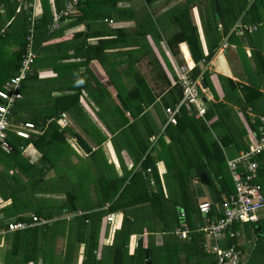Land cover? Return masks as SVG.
I'll return each mask as SVG.
<instances>
[{
    "label": "crops",
    "instance_id": "obj_1",
    "mask_svg": "<svg viewBox=\"0 0 264 264\" xmlns=\"http://www.w3.org/2000/svg\"><path fill=\"white\" fill-rule=\"evenodd\" d=\"M186 1L150 0V4L145 5L142 0H120L117 8L128 11L124 21L109 19L101 23L92 20L88 25L84 21L74 24L79 14L80 0H47L53 17L48 26L51 33V39L47 43L48 57L46 62L37 66L36 80L25 82L23 89L21 88L22 98L11 111L14 122H32V118L53 112L54 98L77 93L71 89L81 90L78 108L62 113L70 122L67 143L74 153L66 150L57 159L51 155L53 165L45 164L46 178H51L52 183L56 178L63 177L64 184L57 189L53 187L51 194L38 195L49 204L51 200V210L54 212L61 207L67 208L65 194L69 190L89 195L90 200L86 204L91 208L101 199V193L105 192L106 181L124 176L129 181L133 174L140 171L141 162L146 156L155 166V177L151 176V170L145 172L150 179L143 187L148 186L146 191L149 195L150 188H153V193H158L161 198H156L155 203L118 209L107 214L98 224L96 254L101 264H120L113 256V242L125 221L132 233L127 246L128 253H133L138 241H141L157 252L155 254L158 255L156 258L160 260V264H167L172 259L167 253H176L175 256L181 264H213L215 256L210 249V238L200 230L205 220L197 211L190 212V209L203 202H218L216 193L221 189L217 183V164L221 159L226 162L238 157L244 151L243 145H254L259 129L264 126V26L241 25L240 17L229 29L228 35L222 37L214 53L208 55L209 46L213 47L215 41L213 37H205V34L213 32L209 30L208 19L215 0H190V17L197 29L203 54L207 58L206 61L195 64L186 43L191 58V64H187L181 53V44L171 47L168 43L173 35L181 31L178 25L180 21H176L177 15H170V12L186 5ZM218 1L224 10L230 5V0ZM247 1L249 4L253 3V0ZM41 2L32 0L31 3L29 20H33L34 30L42 15ZM23 4L24 0H1L0 34L11 26ZM69 5L70 13L64 17L62 13ZM148 11L153 12L159 21L154 16L149 17ZM260 12L264 13L263 10ZM179 13L182 14L183 11ZM9 15H12L11 20L7 19ZM224 17L230 18L227 14ZM109 21H113L112 24ZM154 21L158 22L155 24ZM30 24L32 23L29 22L27 30L30 29ZM237 26L243 30L236 31ZM116 29H122L124 34L107 33ZM217 29L219 32L221 26ZM76 33L81 34L74 38ZM223 43L226 44L225 49H222ZM17 49L18 42L15 40L4 44L1 47V63L8 61L10 54ZM87 66L89 71L86 70ZM195 67L200 69L198 77L202 90L201 99L196 101L197 107L191 105L189 110L183 107L179 118L186 113L196 126L177 128L176 124L164 128L167 122L165 109L173 108L181 100L178 99V73ZM204 74L207 83L202 81ZM138 76L144 80L149 90L143 94L144 101L140 106L143 112L134 117L133 114L140 107L131 101L128 108L124 105L125 113L121 115L122 111L114 99L119 101L121 96L126 97L129 92L134 91ZM247 87L254 90L246 99ZM151 99L153 102L149 104ZM69 100L67 98V102ZM198 106L203 110V115H199ZM75 139H79L89 149V154L78 148ZM20 151L30 164H41V154L31 144L26 142ZM93 153L95 154L92 155ZM203 161L205 172L200 173L190 168L193 163L197 168L204 169ZM185 170L190 173V180L186 181L187 188L180 182L185 176ZM7 171L5 169L4 172ZM7 173H11L10 170ZM71 181L75 183L73 188ZM52 185H56L55 182L51 187ZM135 192L145 193L140 189ZM140 198L142 201L143 197ZM83 200V197L78 196L76 212L63 213L60 218L51 220L52 224L46 234H38L31 247L23 245L21 253H35V262L31 260L27 264L82 263L84 243L80 240L84 238V229L77 230L79 224L75 218L84 214L81 209ZM127 202L125 200L122 203ZM10 204L11 200L3 201L0 198V230L5 228L2 226L7 221L1 210ZM109 205L106 203L105 208ZM181 205H186L188 210ZM213 207L211 220L217 217L215 209L218 206L214 204ZM160 210L164 211L166 219L160 216ZM260 213V219H264ZM170 216H176L178 222L174 224L171 219L167 222ZM239 225L245 224L238 223L235 229L232 227V231L237 233V246L242 247L241 251L244 257L247 255L248 260L253 246L248 247L245 244L248 238ZM14 233L5 234L0 240V264H11L14 260L5 254L11 253ZM31 234L32 232L29 237ZM242 237L244 240L241 241ZM18 238L21 239L22 235ZM228 242L229 234L226 232L225 237L218 240L217 244L220 248H227ZM65 253L67 259L64 258ZM70 255L71 261L68 257ZM15 260L21 264L20 256ZM123 264L133 263L128 260Z\"/></svg>",
    "mask_w": 264,
    "mask_h": 264
},
{
    "label": "trees",
    "instance_id": "obj_2",
    "mask_svg": "<svg viewBox=\"0 0 264 264\" xmlns=\"http://www.w3.org/2000/svg\"><path fill=\"white\" fill-rule=\"evenodd\" d=\"M41 1L42 15L40 18H38L34 30V51L37 55V58L35 60V63L33 64L31 73L28 74L26 80L22 83V89L26 81H30L33 79L36 80L37 66H40L41 62H46L48 57L47 50L49 51V48L47 46V43L51 39V33L49 32L48 26L51 24L53 17L47 0ZM119 1L120 0H80L78 6L79 14L75 19L74 24L84 21L88 25H90L89 22H93L92 20H94V22L101 23L104 22V20L106 21L109 19L115 21H124L125 18H127L128 11L125 9L117 8L116 5ZM188 1L190 2V0H187L186 5L182 6L183 13H178L179 15H177L176 17L177 23L180 21L178 25L180 26L181 31L178 34L173 35L168 40V43L171 45V47L173 45L178 46L181 43H187L194 63L198 64L201 61H206L207 56L203 54L197 29L195 28L190 17L189 12L192 8V5L188 4ZM142 2L145 5L150 4V0H142ZM31 3L32 0H24L25 5H22L17 15L12 20L11 26L7 28L3 34H0V89L4 88L5 83L17 73L21 55L24 52V46L26 44V38L28 35L27 27L29 26L28 21L31 11ZM229 3L230 5L228 6V8L224 10L221 8V3L218 0H215L213 2L214 6H212L211 8V16L208 19L209 30H213V32H206L205 37H213L215 42L213 47L209 46L210 48L208 55L214 53V51L219 46L222 37L228 35L229 29H231V27L236 24L240 17L242 18L243 25L250 24L255 26H264V13L260 12L261 10H263L264 12V0H255L252 4H249L247 0H243L242 3L239 0H230ZM226 14L229 15V19L224 17V15ZM11 18L12 15H9L7 17L8 20H11ZM18 25L21 26V32ZM219 25L221 26V29L219 32H217V27ZM108 32L109 34L115 32H117L118 34H124V31L122 29H116V31L110 30L107 31V33ZM78 34L81 33H76L74 35V38L79 36ZM14 40L18 42V49L13 51L10 54V59L2 64L1 47L4 46V44L10 43V41ZM99 43H104V41H99ZM89 60L90 59H88V62ZM86 70L89 71L88 66L86 67ZM198 76H200V69H198V67H195L190 72V78L191 80H195ZM136 80V88L134 91L129 92L126 97L121 96L120 102L117 98L114 99L117 101L120 110L122 111L120 112L121 115L125 113L123 108L124 105L128 108L129 102L131 101H133L140 107L144 101V92L149 91L146 83L142 78L138 76ZM202 81L204 83H207L206 74L203 75ZM71 90L77 93L53 99L52 113L43 117L37 116L31 119L35 127L38 130H41L43 133L41 135L34 136L31 140H28L26 142L28 144H31L41 154V164H30L25 160V158L22 157L20 149L23 146V141L20 138L16 137L12 132H7V141L11 147V150L7 151L8 153H6L5 151L0 149V198L3 201L11 200V204L1 210L2 214L7 219L2 227H6L8 222L22 221L31 223V217L33 216L36 218H40V220L46 222L44 224L36 225L26 231L16 232L13 235L11 234L13 237V244L10 251L11 253H5L9 258H14L11 264H19L18 261L15 260V258H17L18 256H20L21 264H27L31 262V260L35 262L33 258V255L35 253H21L23 245L25 244L26 247L29 248L34 243V239L38 236V234L41 233L42 235H45L46 231H48V227H50V225L52 224L51 220H53L54 218H60L63 213L76 212L78 209V205L76 202V200H78V196H81L84 199L81 208L84 214L75 218L79 224L77 225V230L79 231V228L84 229V238L80 240V242L84 243V252L82 253L81 264H101V260L97 259L96 254V250L98 248V224L101 222V220L107 217V214L117 211L118 209H125L127 207L132 208L144 204L155 203L156 198H161L158 193H153V188H150L151 190L149 195V193L146 191L148 189V186L143 187V184L147 185L146 181L150 179V176H146L145 172L151 170L152 177H155L154 175L156 174L155 166L153 165V163H151L149 157L147 156L141 162L140 171L133 174L129 181H127V177L125 176L119 179L115 178V181H106L104 183V189L106 187L105 192L101 193V199L98 200L91 208H89V205L86 204V201L90 200L89 195H83L81 193L78 194L71 190H69L65 194V200L68 204L67 208L61 207L57 212L51 210V204H49L47 200H42L40 197H36V194H51V189L53 187L57 189L64 184L63 177L59 179L56 178L54 180L56 185H52L51 187V184L54 182L51 183V178H46L47 168H45V164L48 163L49 166L53 165L51 161V155H53L52 157L54 159H57L59 156L61 157V155H63L62 153L66 150L72 151L74 153L72 148L67 143V130H69V127L65 130H60L57 122L59 116H61L63 112L75 107L78 108L79 93L81 90ZM253 90L254 89H251L249 87L245 89L246 99L248 98V94ZM258 93L259 92H257V94ZM182 96L183 93L180 89L178 93V99H181ZM259 96H261L260 93ZM67 98L70 99L69 102H67ZM149 102V104H152L153 100L151 99ZM249 104L251 103L249 102ZM142 112L143 108L140 107L137 113L133 114V116L138 117ZM125 121L128 122V119H125ZM188 125L196 126V123L192 122L190 117L186 113L184 117H178L177 128H181L182 126L186 127ZM75 136L77 135L75 134ZM103 140L105 139L103 138ZM172 141L174 142L175 139H173ZM243 149L244 151H246L248 150V147L243 145L242 150ZM94 154L95 153H93L92 155ZM255 160L258 162L257 179L255 183L259 184L262 187V193L264 195V152L257 156ZM203 165L202 166L204 167V169H200L192 163L190 168H194L198 172L203 173L206 171L204 161ZM2 169L4 171L5 169L6 171L10 170L11 173H7L8 171L4 172ZM216 170V176L218 175L217 183L219 184L221 190L216 193V200L218 202H213V205L215 204L218 206V204H220L222 201V195L233 193L235 189L226 162H224L223 159H221V162L217 164ZM183 172V176H185L182 177L180 182L181 185H184L187 188L188 183L186 181L187 179L190 180V173L189 170H185ZM74 184L75 183L73 181L70 182L72 188ZM77 186L80 185L77 184ZM138 189L142 190V192L145 191V193L139 194L135 192ZM26 190H29V193H24ZM140 197H143L142 201ZM125 200H128V202L123 204L122 202ZM31 203L34 206L30 207ZM106 203L110 204L107 208H105ZM184 206L188 210V207L186 205ZM198 206L199 204L196 205V207L192 206L190 212L197 211L198 213ZM183 210L186 212L185 209ZM163 212V210H160V216L163 219H166ZM168 219H171L172 223L174 224L178 222V218L176 216H170L169 218H167V222ZM237 225L238 223H234V225L232 226L233 229H235ZM256 226L259 227L258 231H256ZM142 229H144L143 225ZM251 229L255 235V243L253 244L251 255L248 257L247 264H264V219H259L256 224H252ZM30 232H32V234L29 237ZM20 235H22L21 239L18 238ZM131 235L132 233L131 231H129L128 225L125 221L123 223V226L121 227V230L116 233V237L113 242V247H115V253H113L114 259L116 261H119L120 264H123L128 260L133 264H144L146 262H150V264H160V260L156 258L158 257V255L155 254L157 252H154L155 250L151 246H148V244L144 245L141 241H138L137 247L135 248L133 253H128L127 246ZM233 245L237 246V239L235 237H229V242L226 247L229 248ZM238 248L242 250V247ZM0 251H2V249H0ZM167 255L169 256V258H172L167 264H179L177 256H175L176 253H167ZM68 257H70L71 261L72 256L70 255ZM64 258L67 259L66 253L64 255ZM188 259L189 257H187V260ZM213 264H215V262Z\"/></svg>",
    "mask_w": 264,
    "mask_h": 264
},
{
    "label": "built area",
    "instance_id": "obj_3",
    "mask_svg": "<svg viewBox=\"0 0 264 264\" xmlns=\"http://www.w3.org/2000/svg\"><path fill=\"white\" fill-rule=\"evenodd\" d=\"M70 10L71 6L69 5L62 15L67 17ZM29 22L32 24H30L28 30L17 73L5 83L4 88L0 89V149L3 151L11 150L7 141V132L14 133L16 137L23 141L31 140L34 136L42 134V131L38 130L34 123L30 121L14 122L11 116V111L16 102L22 98V83L31 73L37 58L34 51V22L33 20H29ZM109 23L112 24V21H109ZM54 25H52V28H54ZM225 48L226 44L223 43L222 49ZM192 69L188 68V70L178 73L177 85L182 90L183 96L173 108L165 109L167 122L164 128L169 125H176L183 107L188 110L191 105L197 107L196 101L201 99L200 78L191 80L190 72ZM200 108L198 106V113L203 115V110ZM58 124L60 130H64L70 125L65 114L61 115ZM262 152H264V126L259 129V136L254 145H250L248 150L241 152L238 157L226 161L235 190L233 193L224 195L221 203L218 204V208L215 209L217 213L215 220L210 219V214L214 209L211 202H203L198 206V214L205 220V224L200 230L210 238V249L215 256V264H247V259L237 246L220 248L217 242L225 237L226 232L229 237L237 236V233L232 231L234 223L256 224L260 219L259 213L264 210V196L261 193L260 185L255 183L258 169V162L255 158ZM31 218V223L8 222L7 226L0 230V240L5 234L28 230L36 225L46 223L40 218L34 216ZM108 220H110V217H108Z\"/></svg>",
    "mask_w": 264,
    "mask_h": 264
},
{
    "label": "rangeland",
    "instance_id": "obj_4",
    "mask_svg": "<svg viewBox=\"0 0 264 264\" xmlns=\"http://www.w3.org/2000/svg\"><path fill=\"white\" fill-rule=\"evenodd\" d=\"M214 2V1H213ZM212 6H214V4L212 3V5H211V7ZM227 8H228V5L226 6ZM182 11V6L180 7V8H178V9H174V10H172L169 14L170 15H178V13L179 12H181ZM166 16H167V14H165ZM148 16L149 17H153L154 16V13L153 12H150V11H148ZM155 17V16H154ZM155 19H157L158 21H159V19L157 18V17H155ZM158 21H156V22H158ZM156 22L154 21V23L156 24ZM160 22H161V20H160ZM241 25H243V24H241ZM235 30L236 31H241V30H243L240 26H237L236 28H235ZM251 30V29H250ZM220 59V61L221 62H223V60L221 59V58H219ZM220 67V66H219ZM222 69H224V66H223V68ZM224 71V70H223ZM89 166H91V164H89ZM24 193H29V190H26ZM38 195H40V194H36V197H38ZM50 204H51V200H50ZM32 206H34L32 203H31V206L30 207H32ZM260 216H264V211H262L261 213H260ZM251 227H252V225L251 224H247V225H239V228L242 230V231H244V235L248 238V239H246L245 240V244L247 243L248 244V247H252L253 246V244L255 243V235H254V233H253V231H252V229H251ZM242 240H244V237H242L241 238V241ZM223 248V247H222ZM245 258H247V255H246V257ZM178 262H179V264H181L180 263V260H178Z\"/></svg>",
    "mask_w": 264,
    "mask_h": 264
},
{
    "label": "water",
    "instance_id": "obj_5",
    "mask_svg": "<svg viewBox=\"0 0 264 264\" xmlns=\"http://www.w3.org/2000/svg\"><path fill=\"white\" fill-rule=\"evenodd\" d=\"M180 49H181V53H182V55H183L184 58H185L186 63L189 64L187 58L185 57V51H186V52L188 53L189 59H190V61H191V58H190V55H189V50H188L187 44H186V43H181V45H180ZM209 58H210V57H208L207 60H209ZM119 101H121V100L119 99ZM248 143H249V142H248ZM23 144L26 145V142H23ZM75 144H76V145L81 149V151H83L85 154H89V149H88L85 145H83L79 139H75ZM200 178L205 179L204 177H200ZM257 230H259V227H258V226L256 227V231H257Z\"/></svg>",
    "mask_w": 264,
    "mask_h": 264
},
{
    "label": "bare ground",
    "instance_id": "obj_6",
    "mask_svg": "<svg viewBox=\"0 0 264 264\" xmlns=\"http://www.w3.org/2000/svg\"><path fill=\"white\" fill-rule=\"evenodd\" d=\"M185 57L187 58L188 63L191 64V61H190L189 56H188V53L186 51H185Z\"/></svg>",
    "mask_w": 264,
    "mask_h": 264
},
{
    "label": "clouds",
    "instance_id": "obj_7",
    "mask_svg": "<svg viewBox=\"0 0 264 264\" xmlns=\"http://www.w3.org/2000/svg\"><path fill=\"white\" fill-rule=\"evenodd\" d=\"M58 125H59V124H58ZM68 127H69V126H68ZM68 127H67V128H68ZM67 128H65V129H67ZM59 129H60V127H59ZM65 129H64V130H65ZM42 133H43V132H42ZM78 148H79V147H78ZM79 149H80V148H79ZM80 150H81V149H80Z\"/></svg>",
    "mask_w": 264,
    "mask_h": 264
}]
</instances>
